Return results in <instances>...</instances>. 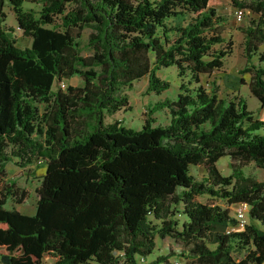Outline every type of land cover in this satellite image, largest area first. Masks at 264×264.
<instances>
[{"label":"trees","instance_id":"obj_1","mask_svg":"<svg viewBox=\"0 0 264 264\" xmlns=\"http://www.w3.org/2000/svg\"><path fill=\"white\" fill-rule=\"evenodd\" d=\"M25 1L42 3L39 16L25 9ZM5 2L0 0L4 263L160 264L166 255L147 257L157 235H171L187 245L188 264H264V180L245 170L251 163L264 168V120L241 96L221 98L202 82L233 52V41L215 47L225 42L223 17L210 0H9L18 27L32 37L25 48L5 27ZM236 4L256 15L243 29L247 60L258 55L264 62V0ZM85 27L93 49L87 56L78 49ZM173 65L181 77L178 96L155 108H168L169 123L154 125L150 116L141 129L105 122L129 107L125 89L134 81L148 75L149 91L167 90L171 84L158 71ZM242 72L251 74L250 90L264 107V66L248 63ZM75 75L84 84L64 88ZM227 155L232 172L224 175L218 161ZM32 156L46 166L36 210L26 213L17 206L26 191L18 195L7 181V164L16 157L27 164ZM194 165L207 175H193ZM202 194L247 201L249 222L227 231L236 216L202 201ZM13 196L17 203L7 207Z\"/></svg>","mask_w":264,"mask_h":264},{"label":"rangeland","instance_id":"obj_2","mask_svg":"<svg viewBox=\"0 0 264 264\" xmlns=\"http://www.w3.org/2000/svg\"><path fill=\"white\" fill-rule=\"evenodd\" d=\"M236 1L242 0H210V6L215 8L217 13L223 17L222 35L225 38V42L218 44L216 48H225L229 41H233V52L227 56L224 60V65L221 69L215 70L212 74L202 75V82L204 85L212 91L214 88L218 90V95L221 98L233 99L237 96L244 98L250 108L255 109L258 98L250 90L251 74L249 72H242L248 63L261 64L264 66V62L259 61L258 55L254 56L250 62H248L245 53V34L243 29L250 23L251 18L256 15L250 10H246L243 14L239 13L240 8L237 6ZM245 1V0H244ZM25 9H31L36 12L39 16V12L42 8V3L39 1H25ZM4 10L6 12L5 27L7 30L13 29L10 32L12 37H15L17 45L25 48L30 47L32 43V37L27 36L23 33V30L18 27L16 13L13 5L6 0ZM59 22V20H57ZM91 28L85 27L81 31V36L78 38L79 41V52L80 54L87 56L93 53V49L89 45V35ZM261 50H264V45L261 46ZM260 50V51H261ZM158 75L161 79L170 82V87L157 94L155 91H149V76L146 75L136 81H134L132 87L125 89V92L129 96V107L122 109L114 115H107L105 122H114L115 120H122L123 125L141 129L145 123L147 117H153L155 119L154 125H165L170 121V112L167 107L156 110V104L159 101L169 99L175 100L180 91L181 77L178 75V70L175 65L162 68L158 71ZM245 79V82L242 81ZM84 81L81 76L75 75L71 79L64 80V88L68 85L80 86L83 85ZM58 85H55L57 88ZM41 110H44L45 103L40 104ZM152 114L150 111H152ZM256 110V109H255ZM91 119L86 118L85 122H89ZM85 124L82 125V127ZM89 130H92V124L88 126ZM264 133V131H260ZM9 151L12 147L8 148ZM33 157V156H32ZM15 162L10 161L7 164V181L14 182V189L17 190L18 195L25 190L26 198L23 202L18 203L20 210L26 213H34L36 210V204L38 199L37 186L40 182L41 175L45 173V161H39L33 157L32 162L27 163V159H20L16 157ZM18 161L23 162L26 165L18 164ZM218 167L224 175H229L232 172V164L230 156H223L218 161ZM247 174H254L256 166L251 163L245 168ZM191 173L198 178H203L207 175V170L202 165H194L191 167ZM201 200L208 203L219 204L223 207H228L230 213L236 215L237 203H230L227 199L211 194H202ZM16 202V198L10 197L7 202V207H11ZM180 220L185 218L182 213L176 214ZM248 220H250V213L246 214ZM157 246L155 251L147 257L148 260L154 259L160 255H166V261L160 263L165 264L166 262L174 259H184L185 264L189 262L187 245L183 242L176 240L171 235L161 237L157 235ZM234 254L237 258H241L243 253L235 251ZM2 253L0 252V264H5L1 258ZM51 261L52 258H47Z\"/></svg>","mask_w":264,"mask_h":264},{"label":"built area","instance_id":"obj_3","mask_svg":"<svg viewBox=\"0 0 264 264\" xmlns=\"http://www.w3.org/2000/svg\"><path fill=\"white\" fill-rule=\"evenodd\" d=\"M247 9L240 8L239 13L243 14ZM250 210V204L247 201L237 202L236 205V218L237 222L230 227H228L227 231L235 230L243 227L246 223L249 222L246 214ZM184 260L181 258H174L169 264H184Z\"/></svg>","mask_w":264,"mask_h":264},{"label":"crops","instance_id":"obj_4","mask_svg":"<svg viewBox=\"0 0 264 264\" xmlns=\"http://www.w3.org/2000/svg\"><path fill=\"white\" fill-rule=\"evenodd\" d=\"M249 108H250V106H249ZM250 109L255 112L256 118L264 120V107L261 106L259 100L256 103V108H255L256 110L252 109V108H250ZM253 164L255 165V163H253ZM253 175H255L257 178H259L261 180H264V168L256 166V171L254 172ZM18 208H20V207L18 206Z\"/></svg>","mask_w":264,"mask_h":264}]
</instances>
